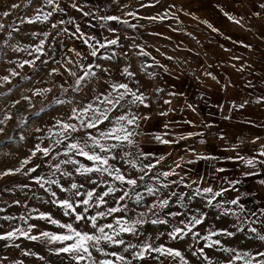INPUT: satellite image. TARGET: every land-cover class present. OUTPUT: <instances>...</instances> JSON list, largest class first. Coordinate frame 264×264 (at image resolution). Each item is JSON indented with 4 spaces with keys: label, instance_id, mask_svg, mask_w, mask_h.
I'll return each mask as SVG.
<instances>
[{
    "label": "rangeland",
    "instance_id": "rangeland-1",
    "mask_svg": "<svg viewBox=\"0 0 264 264\" xmlns=\"http://www.w3.org/2000/svg\"><path fill=\"white\" fill-rule=\"evenodd\" d=\"M179 3L180 0H54L49 5L46 0H0V25L4 26L0 28V77L9 76L11 81L6 83L0 80V121H4L0 123V129H3L0 132V173L20 167L22 160L31 157L29 164L21 172L0 176V235L18 227L27 230L29 224H34L36 227L29 235L38 237L32 240L17 234L14 239L0 240V264H78L72 254L58 251L65 243L70 242H50L48 238L40 236L45 231L64 233L66 230L39 217L41 213L48 214L61 223H72L80 231L100 235L91 227L89 220L77 222L74 215H65L66 209L57 203L71 198L75 205L76 201L86 198L84 194L87 191L93 189V207L86 215L94 216L98 211L107 212L110 207H118L120 212L98 217L97 224L111 223L113 228L105 229V232L112 235L119 231L121 224L116 221L120 220L123 226L133 225L135 232L114 236L116 240H123L124 244L101 241L99 247L102 251L90 249L91 258L86 257L79 264H100L105 259L114 261V264H122L110 255L113 252L125 257L123 264H182L179 257L157 252L145 253L143 259L136 258L134 254L141 251L140 246L144 243L153 247L163 245L164 248L177 249L187 264H228L236 253L224 249L247 251L253 256L264 252V241L250 231V228H256L257 232L264 234L258 227V219L245 216L237 204L230 203V199L223 195L216 197L209 205L207 200L211 198V194H203L201 188L193 187L192 182L182 179L170 164L164 161L157 164V159L146 155L139 146V126L143 117H149L154 111L157 95V73L152 64L155 62V55L150 50H153V45H157L159 40L166 39L173 27H180ZM57 4L62 11H53ZM12 5L18 7L13 8ZM5 12L9 15L4 16ZM48 12H52V15L45 21L43 16ZM37 16L40 17L39 20L35 19ZM108 16L119 17L120 20L103 19ZM29 20L33 22L29 23ZM123 21H127V24ZM53 24L56 25L55 28L52 27ZM44 33H48V36L45 37ZM110 39H117V44H107ZM41 40L44 41L42 52H35L34 49ZM100 44L106 46L100 48ZM141 49L148 55L140 54ZM93 51H96L95 56L91 55ZM37 56L39 59H36ZM25 60H35V63L17 67L18 63ZM126 68L134 75H127L124 71ZM53 69L56 72H52ZM11 71L19 75L11 76ZM86 71L95 75L86 76L77 85V78L84 76ZM72 72L76 75H71ZM121 83L127 84L138 95L143 93L148 107L139 103L129 104L132 96L126 95L121 101L124 107L118 105L108 115L114 120L131 111L140 117L137 120L138 126H128L136 133L132 137L134 144L119 143L113 139L101 140V144H118V147L100 154L114 156L115 159H109V165L119 168L126 178L137 179L136 187L114 181L107 173L80 174L77 168L81 164L92 167L93 163L75 153L64 155L68 143L85 138L88 133L98 137V130L106 131L113 126L109 121L98 125V129L72 133L69 140L55 145L58 138L55 133L60 131L57 121L79 125V120L68 119L74 108L79 110L88 104L101 110L111 107L105 102V97L117 98L118 93L124 90L113 92L111 85ZM42 89L50 91L43 95L33 94ZM24 97L29 99L25 100ZM54 99L65 102L56 104L53 103ZM5 114L10 115L11 119L4 120ZM49 129L52 130L51 133ZM37 144L41 147L51 146L49 156L45 157L43 153L32 156ZM95 150L99 152L98 148ZM125 153L129 155L126 156ZM70 158L77 163H60ZM131 160L137 161L136 168L126 163ZM150 163L155 165L151 170H139ZM57 164H60L59 170L55 167ZM37 165L39 167L35 172L25 174L28 168ZM169 171L173 174L167 178L160 175ZM140 176H144L142 181ZM36 177L42 179L38 182ZM51 180L57 183H49ZM73 183L79 186L78 189H71ZM165 184L167 187H163ZM109 186L118 190L105 197L106 203L96 208V195L107 191ZM149 186L155 190L152 195L147 192ZM76 191L82 195L74 196ZM125 191L129 192V196L119 201ZM198 191L201 194L198 195ZM136 193L142 197L140 202L135 199ZM162 199L169 201L168 206L163 209L158 207ZM153 204L157 207L149 210ZM77 211L83 213L84 206L80 205ZM170 213L179 215L172 216ZM193 216H202L203 222L196 225L191 233L183 239H172L169 236L175 227L184 228L181 221L187 223ZM156 219L167 222L153 224L152 220ZM137 220L142 222L134 223ZM222 230L234 235L212 236V240L220 241L219 245L206 247L209 241L200 238L207 236L209 232ZM193 233H199V236H194ZM129 244L137 247L125 251ZM200 249H203L202 253ZM256 260H264V257L256 256Z\"/></svg>",
    "mask_w": 264,
    "mask_h": 264
},
{
    "label": "crops",
    "instance_id": "crops-1",
    "mask_svg": "<svg viewBox=\"0 0 264 264\" xmlns=\"http://www.w3.org/2000/svg\"><path fill=\"white\" fill-rule=\"evenodd\" d=\"M179 9L180 27L150 50L159 91L139 146L193 187L226 189L264 232V0H180Z\"/></svg>",
    "mask_w": 264,
    "mask_h": 264
},
{
    "label": "snow or ice",
    "instance_id": "snow-or-ice-1",
    "mask_svg": "<svg viewBox=\"0 0 264 264\" xmlns=\"http://www.w3.org/2000/svg\"><path fill=\"white\" fill-rule=\"evenodd\" d=\"M46 2L51 5L54 3V0H46ZM13 8L18 7V5H12ZM61 10L59 9L58 4L56 7L53 8V11ZM4 16L9 15V13L5 12L3 13ZM52 15V12L45 13L43 16V20H48V17ZM129 15H134L132 13H129ZM230 20L233 19V17L229 16L228 17ZM35 19L39 20L40 17L37 16ZM103 19L105 20H115L119 21V17L115 16H108L104 17ZM152 19H157L156 17H152ZM33 21L29 20V23ZM60 23H64V21H60ZM123 23L127 24V21H123ZM3 25H0V28H3ZM53 28L56 27L55 24L52 25ZM211 27V26H210ZM215 31V29H213ZM79 31V29H77ZM111 31H115L114 29H111ZM45 37L48 36V33H44ZM92 39V38H89ZM87 43V41H85ZM44 44V41L41 40L40 44L36 46L34 49L35 52H42V46ZM107 44L110 45H115L117 44V39H110L107 41ZM105 44H100L99 47L103 48L105 47ZM31 54V53H30ZM142 55L147 56L148 53L144 52L143 49H141ZM77 55H80V53H77ZM92 56L96 55V51H93L91 53ZM36 59H39V56L36 57ZM35 63V60H25L21 63L17 64V67H24V65H33ZM44 63H47V61H44ZM91 66H89L90 68ZM125 73L129 76L134 75L133 73L129 72L128 69L126 68ZM52 72H56V69H53ZM11 76H17L19 73L15 71H11ZM71 75L75 76L76 73L72 72L70 73ZM89 75H95V73H92L91 71H86L84 76H80L76 80V84L80 85L81 81L85 79L86 76ZM24 79H27V77H24ZM0 80H3L6 83H11L9 76H3L0 77ZM113 92H116L118 89H123V92H119L117 98L115 99H110L109 97H105V102L109 104L111 107L105 108L103 110L99 108H94L92 104H88L86 107L82 109H73V114L71 117H68L69 120H79V125L76 123H68V122H61L57 121L56 125L60 128L59 132H56L55 135L58 137L55 140V145H60L64 141L69 140L71 137L72 133H75L77 131H82L84 129H98V125L102 124L104 121H109L112 123V127L107 129L106 131H100L98 137L95 135H92L91 133H88L85 138L82 139H74V142H70L67 144L66 151L64 152L65 156H68L69 153H75V155L84 157L86 160L91 161L93 163L92 167H85L84 165H80L79 168H77V172L80 174H87L91 172H98L101 175H104L107 173L109 176L112 177L114 181H119L121 184H127L132 187L137 186V179L134 178H126L125 175L121 173V170L119 168H113L111 165H109V159H115L114 156H108V155H101L100 153H108L112 149L118 147V144H113V145H104L101 144V140H106V139H113L116 140L119 143H126L128 145H133L134 140L133 136L136 135V133L128 126L131 125H137V120L140 119L136 113H133L129 111L127 114H122L117 117H115L114 120H111L108 113L111 112L113 109H115L118 105L123 108L124 105L121 104V101L125 99L126 95H131L132 99L128 102L131 105H137V103L143 105L144 107H148V105L145 103V100L147 99L146 96L143 93H140L139 95L135 92L129 89L127 84H113L111 85ZM11 91V89L9 90ZM50 91V89H42L34 92V95H43L44 93ZM159 91V90H157ZM111 94H109L110 96ZM25 100L29 99L28 97H24ZM65 101L60 100V99H54L53 103L56 104H62ZM16 103H19V101H16ZM165 103H169V101H165ZM243 105H241L242 107ZM41 111H44V109H41ZM38 115V114H37ZM161 115H167V113H161ZM11 119V116L8 114H5L4 120H9ZM143 119H148L147 116L143 117ZM4 121H0V123H3ZM23 123V122H22ZM138 126V125H137ZM3 129H0V132H2ZM37 131H40V129H37ZM49 132L51 133L52 130L49 129ZM62 138V139H61ZM158 141L164 144L170 143L169 140L162 139L161 136H156L155 137ZM23 139V137H21ZM180 139H185V137H180ZM99 149V152H97L95 149ZM51 152V146L49 147H41L40 144H37L35 146V150L32 151V156H36L37 153H43L45 157L49 156ZM261 155H264V152L260 153ZM125 155H129L128 153H125ZM143 155V154H141ZM54 158V157H53ZM160 159H163L161 157ZM241 160L244 161L245 164L254 166V161L252 159L240 157ZM31 160V157L24 159L20 162V167L15 168V169H8L4 171L3 173H0V176H8V175H15L16 173L21 172L22 169H24L25 165L29 164ZM60 163H77L74 159H69V160H64L61 161ZM126 163H129L131 167L136 168L137 167V161L136 160H131V161H126ZM156 163H160V160H157ZM261 163H264L262 161ZM39 167L37 165L36 167H31L28 168L25 174L35 172L36 168ZM56 169L59 170L60 164L55 165ZM154 164H146L140 167V171L144 172V169H149L151 170L154 168ZM219 171H223L220 169ZM65 175H68V173H64ZM147 175V172L144 173ZM172 172H162L160 173L161 176L167 178L168 176L172 175ZM42 178L41 177H36V180L39 182ZM139 179L142 181L144 179V176H140ZM49 183H57L55 180L48 181ZM95 184L96 182L93 181ZM43 186V185H42ZM78 185L76 183L71 184V189H78ZM163 187H167V184L163 185ZM64 189H62L63 191ZM118 189L109 186L107 191H104L102 194L96 195V202H95V207L99 208L102 204L106 203L105 197H107L109 194L117 191ZM153 187L149 186L147 188V192L149 195H152L154 193ZM226 191V189H221L220 191H214L211 187L203 188L202 193L203 194H211V198L207 200V203L209 205L212 204L213 200H215L216 197L221 196L222 193ZM197 194H201L200 191L197 192ZM74 196L80 197L82 194L79 191H76L73 193ZM84 196L86 198H81L79 201L74 203L72 202V199H64L61 201H58L57 203L59 206L63 207L66 209L65 215H74L75 220L77 222L81 220H89L91 222V227L95 229L97 232L100 233V235H95V234H90L87 231H80L72 223H61L59 220L52 218L48 214L41 213L40 214V219H46L49 223L52 225L57 226L58 228L65 229L66 231L64 233H52V232H41L40 236L41 237H46L49 239L50 242H59V243H65V242H70V243H65V246L60 248L58 251L64 252V253H69L73 255V258L78 262L81 260H85V258H91V250L92 248H95L97 251H102V249L99 247L101 241H105L108 243H113V244H124L123 240H116L114 239V236L119 235L120 233L124 232H135V228L133 225L129 224L127 226H123L122 222L120 220H117V224H121V227L119 228L118 232H113L112 235H109L108 233L105 232V229H112L113 225L111 223L104 224V225H98L97 224V218L98 217H105L106 215H110L112 213L120 212L121 209L118 207H110L107 209V212L104 211H98L96 215L94 216H88L86 215L89 212V209L93 207V204L91 203L94 198V189L87 191ZM129 196V192L125 191L122 196L119 197V201H123L125 197ZM135 199L137 202H140L142 197L140 196L139 193H136ZM117 201V203H119ZM168 199H162L159 201L158 207L163 209L166 206H168ZM230 203L236 204V200H232ZM83 205L84 206V211L83 213H80L77 211V208ZM219 206V205H217ZM157 207L156 204H153L149 210L152 208ZM126 210V209H125ZM143 215V214H142ZM172 216L179 215V213H170ZM255 215V213H253ZM4 219H13V217H4ZM21 219H24V217H21ZM142 221H135L134 223L138 224L141 223ZM167 221L165 220H152L153 224L156 223H166ZM203 222V217H196L193 216L191 219L185 223L184 221H181L182 224H184V228L180 227H175L172 232L169 233V236L172 239H183L185 235L188 233L192 232V229L196 226L199 225ZM25 223L27 221L25 220ZM36 227L34 224H29L27 230L23 228H15L12 231L6 232L2 235H0V240H11L17 237V234L20 236H23L28 239H38L37 236L35 235H29V233ZM185 229L187 230L185 232ZM250 231L253 233H256L257 237L261 240L264 241V234H260L257 232L256 228H250ZM220 234H226L228 236L234 235V233L227 232L226 230H222V232H209L207 236L200 237L201 239H204L206 241H209V243L206 245V247H212L213 245H219L220 241L219 240H212V236L215 235H220ZM194 236H199V233H193ZM137 245L129 244L126 248L125 251H128L129 248H136ZM141 251L138 253H135V257L139 259H143L145 256V253L148 252H157L162 255H167V256H172V257H179L180 260L182 261V264H187V261L184 260V257L182 253L173 248H164L163 245L160 247H153L149 243H144L143 245L140 246ZM201 253L203 252V249L199 250ZM224 251H229V252H235L236 254L232 256L231 260L228 262V264H235V262L239 261L240 264H253L255 261L256 264H264V260H256V256L259 257H264V252H259L256 253L255 256H253L250 252L244 251V252H239L235 249H224ZM27 254V253H26ZM110 255L114 256L117 261L125 262V257L122 255H118L117 253L113 252ZM100 264H114V261L112 260H102L100 261Z\"/></svg>",
    "mask_w": 264,
    "mask_h": 264
}]
</instances>
